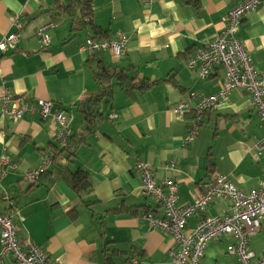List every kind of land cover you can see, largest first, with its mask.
<instances>
[{
  "label": "crops",
  "instance_id": "1",
  "mask_svg": "<svg viewBox=\"0 0 264 264\" xmlns=\"http://www.w3.org/2000/svg\"><path fill=\"white\" fill-rule=\"evenodd\" d=\"M68 2L0 0V40L15 32L13 17L19 16L23 25L17 41L0 51V158L15 164L0 179V214L11 216L17 238L30 239L53 264H106V249L121 252L116 264H126L129 257L138 264H177L173 236L149 228L143 218H161L162 208L143 194L134 166L137 161L149 166L158 182L174 180L179 207L191 203L217 175L243 191L260 189L264 158L257 143L263 127L250 93L235 90L204 111L194 140L184 144L200 98L217 92L222 81L221 69L200 80L186 61L224 30L223 17L242 0H94L93 19L107 32L104 38L129 37L124 55L101 51L98 59L79 49L93 31L71 34L70 17L60 8ZM49 23L53 28L47 31L50 43L45 47L36 31ZM236 37L264 78V0L242 17ZM100 62L159 83L130 95L115 86L111 101H101L97 131L71 159H57L71 171L88 173L93 183L89 211L64 181L23 180L25 172L46 158L52 160L50 146L58 145L60 126L37 113L15 120L2 109L5 96L10 108L19 101H51L55 110L69 111L66 124L71 132L82 131L79 107L98 95L93 75ZM189 93H194L189 109L175 113ZM110 114L116 118L108 120ZM229 207L227 199L212 200L187 220V229L193 230L203 216L227 214ZM113 209L122 211L107 213ZM233 244L230 236L208 241L200 264H240L227 251ZM248 248L256 258L264 257V218L248 239ZM0 264H13L1 244Z\"/></svg>",
  "mask_w": 264,
  "mask_h": 264
},
{
  "label": "built area",
  "instance_id": "2",
  "mask_svg": "<svg viewBox=\"0 0 264 264\" xmlns=\"http://www.w3.org/2000/svg\"><path fill=\"white\" fill-rule=\"evenodd\" d=\"M153 1L144 0L146 4H151ZM261 1L242 0L233 6L223 17L224 30L210 40L203 50L187 59V67L195 70L200 80L207 79L216 69H221L222 81L217 92L200 98L195 108L194 122L188 129L184 144L194 140L204 111L223 102L231 92L239 90L248 92L252 96L263 127L257 150L264 158V78L255 72L251 58L236 37L242 17L255 12ZM12 24L15 32L7 34L0 40L1 52L6 51L17 41L23 29L19 16L13 17ZM51 28L53 24L49 23L36 31V36L45 47L50 43L47 31ZM128 42L129 37L125 35H118L113 41L86 39L79 49L91 53L108 51L114 57H121L126 52ZM192 97L194 93L187 94L185 100L174 108V112L178 114L182 110H188V103ZM9 100L8 96L3 97V113L10 114L15 120L22 118L27 112L37 113L42 118L51 117L60 126L57 134L59 147L66 146L67 138L71 133L66 124L68 116L66 112L60 109L55 110L51 101H19L18 106L10 108L7 105ZM115 118L114 114L108 116V120ZM51 163V158L44 159L38 168L25 172L23 180L29 183L35 182L49 169ZM7 167L14 169L15 164H9L8 160L2 156L0 179L5 176ZM165 168L172 169V165H167ZM134 169L140 177L143 194L153 197L162 208L161 218H156L152 214H146L143 218L147 221L149 228L158 229L173 236L177 264H200L206 243L224 236L234 239L235 244L228 246L227 251L236 255L240 264H264V257L256 258L248 248V239L259 230L260 220L264 218V182L258 190L243 191L231 184L226 176L217 175L202 187L191 203L179 207L177 206L178 186L174 180L167 178L158 182L152 169L138 161ZM216 198L227 199L230 202L229 212L219 216H203L193 230H188L187 220L203 212ZM0 244L2 252L12 256L13 264H53L43 250L30 239L20 241L17 238L12 217L9 215L0 214ZM127 264H138V260L130 258Z\"/></svg>",
  "mask_w": 264,
  "mask_h": 264
},
{
  "label": "trees",
  "instance_id": "3",
  "mask_svg": "<svg viewBox=\"0 0 264 264\" xmlns=\"http://www.w3.org/2000/svg\"><path fill=\"white\" fill-rule=\"evenodd\" d=\"M93 1L69 0L67 4L61 5L60 8L70 17L71 34L90 30L94 34L89 39L97 41L108 40L104 38V36H107V32L98 27L94 22ZM93 77L98 87V95L81 104V108L79 107V112H81L85 122L84 129L82 131L71 132L67 138L65 147L59 148L57 144L50 146V156L52 157L50 169H47L35 182H32L35 184L43 177L49 184L60 180L64 181L89 211H92L93 205V183L88 173L82 169L71 171L65 163L58 162L57 159L60 156L66 160L71 159L78 147L86 142L87 137L97 131V121L98 119H102V112L100 111L101 101L106 100L108 103L111 101L115 86H119L126 95H130L136 91L142 92L150 89L159 83V81L138 79L135 75L130 74L128 70H116L102 64V62L95 67ZM59 109L67 114L69 113V111ZM121 211L120 209H113L107 211V213L118 214ZM104 255L106 264H116L114 259L116 256L121 255V252L116 249H106ZM129 259L130 257L127 259L126 264Z\"/></svg>",
  "mask_w": 264,
  "mask_h": 264
},
{
  "label": "water",
  "instance_id": "4",
  "mask_svg": "<svg viewBox=\"0 0 264 264\" xmlns=\"http://www.w3.org/2000/svg\"><path fill=\"white\" fill-rule=\"evenodd\" d=\"M94 56L98 59V57H99V53H98V52H95V53H94Z\"/></svg>",
  "mask_w": 264,
  "mask_h": 264
},
{
  "label": "bare ground",
  "instance_id": "5",
  "mask_svg": "<svg viewBox=\"0 0 264 264\" xmlns=\"http://www.w3.org/2000/svg\"><path fill=\"white\" fill-rule=\"evenodd\" d=\"M234 6H235V5H234ZM228 12H229V11H228ZM227 14H228V13H227ZM227 14H226V15H227ZM226 15H225V16H226ZM224 24H225V23H224Z\"/></svg>",
  "mask_w": 264,
  "mask_h": 264
}]
</instances>
